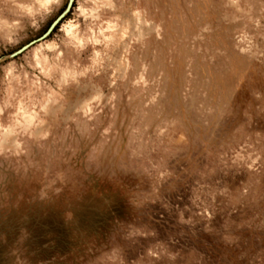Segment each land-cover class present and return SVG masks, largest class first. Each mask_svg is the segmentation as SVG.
Instances as JSON below:
<instances>
[{
	"label": "rangeland",
	"instance_id": "374dc122",
	"mask_svg": "<svg viewBox=\"0 0 264 264\" xmlns=\"http://www.w3.org/2000/svg\"><path fill=\"white\" fill-rule=\"evenodd\" d=\"M0 264H264V0H0Z\"/></svg>",
	"mask_w": 264,
	"mask_h": 264
}]
</instances>
